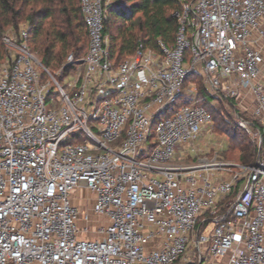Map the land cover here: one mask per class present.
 <instances>
[{"label":"built area","instance_id":"obj_1","mask_svg":"<svg viewBox=\"0 0 264 264\" xmlns=\"http://www.w3.org/2000/svg\"><path fill=\"white\" fill-rule=\"evenodd\" d=\"M106 4L81 0L88 49L57 74L32 52L26 26L4 36L0 264H195L184 258L198 219L230 195L231 219L197 235L198 264L227 254L228 264H264V154L249 166L186 149L213 122L196 84L187 87L194 74L212 95H253L263 145L264 0L184 3L174 44L140 41L117 65ZM44 73L62 105L49 101ZM81 189L90 209L73 203Z\"/></svg>","mask_w":264,"mask_h":264},{"label":"trees","instance_id":"obj_2","mask_svg":"<svg viewBox=\"0 0 264 264\" xmlns=\"http://www.w3.org/2000/svg\"><path fill=\"white\" fill-rule=\"evenodd\" d=\"M192 2L112 0L106 4L104 34L110 36V59L116 65L120 64L135 53L140 41L149 48H158L159 39L169 45L174 44L178 29L176 12L184 3ZM21 24L29 30L32 52L50 69L60 67L71 51L79 59L88 48L89 34L81 13V0H0V46L5 31L9 28L18 30ZM7 53L0 55V61L6 60ZM71 68L72 65H68L66 71ZM199 77L194 74L188 81ZM208 95L213 96L205 87L199 88V104L211 112L214 120V114L209 109L211 102L208 101ZM179 103H183V100ZM235 128L223 131L229 138L228 151L234 153L233 161L249 166L257 164L264 154V144L254 145ZM241 139L245 144L240 143ZM219 158L226 159L223 155ZM208 220L203 221L200 232L205 229Z\"/></svg>","mask_w":264,"mask_h":264},{"label":"rangeland","instance_id":"obj_3","mask_svg":"<svg viewBox=\"0 0 264 264\" xmlns=\"http://www.w3.org/2000/svg\"><path fill=\"white\" fill-rule=\"evenodd\" d=\"M194 0H189V2H192ZM112 0H107V4L111 3ZM24 24H21L20 28L24 27ZM19 28V29H20ZM12 29L14 28H9L5 31L3 38H2V43H1V51L3 55L6 54V51L8 52L5 44L4 43V36L9 34ZM109 36V35H108ZM263 43V48H264V40H262ZM109 44H110V36H109ZM88 49V48H87ZM87 49L84 51L83 55L86 53ZM0 52V55H2ZM74 53V51H71L69 54ZM9 54V53H7ZM36 54V53H35ZM264 55V53H263ZM37 56V55H36ZM38 57V56H37ZM66 60L63 62V64L60 67H57L55 69H50V71L53 74H57V72L60 70V68L65 64ZM60 83L65 85L68 82V79H64L63 77H58L57 78ZM43 81H51L52 86L50 87V92H55L52 93V95L49 96V101L54 102L57 104V106L62 105L60 100H58V88L57 85L52 81L51 77L44 73L43 75ZM191 82L196 84V87H205L206 85L204 83V79L199 77V78H194L191 79V81L187 82V87L191 85ZM208 91V90H207ZM211 93L210 91H208ZM212 94V93H211ZM215 96V99L214 97ZM210 96L208 95V101L211 102L209 105V109L212 110L214 114V120L210 126H208L202 133V135L194 142V143H189L186 149L188 148H193L195 147L201 153L207 152L211 155L217 154L218 156L223 155L226 159L224 161L226 162H233L236 163L234 160V153L228 151V143H229V138L226 134L223 133L224 129L233 127H236L235 129L239 132V134L242 137L247 138L249 141H251L254 145L259 146L260 143V137L258 136V128L260 127L259 123L253 116V110H252V104L251 105H246L243 102V99L240 97L238 98V95H227V93L222 92L220 89L219 92L216 95ZM198 102H199V97H198ZM181 103H178L176 107H178ZM243 124H246L248 127L245 128ZM256 123V124H254ZM243 139L239 140L240 143L245 144L242 142ZM263 144H264V137H263ZM178 162V161H177ZM187 164L192 163L191 159L185 161ZM77 199L79 200L80 206L84 207L86 206L87 209H90L89 202L91 200V196L87 192V190H80L76 193ZM235 196L230 195L226 198H224L215 214L212 212H205L199 219H198V224L195 229V233L193 235V244L191 245V248L189 249V252L185 256L184 260H193L195 261V264L199 263V256L197 254V249L195 247V241L197 238L198 233L202 229V224L203 221H206V219L210 220H220L222 217L223 219L229 220L231 219L230 217V204L234 200ZM105 222L103 218H98V217H93L92 218V223L97 225L99 223ZM207 222H204V224ZM206 256V254H205Z\"/></svg>","mask_w":264,"mask_h":264},{"label":"crops","instance_id":"obj_4","mask_svg":"<svg viewBox=\"0 0 264 264\" xmlns=\"http://www.w3.org/2000/svg\"><path fill=\"white\" fill-rule=\"evenodd\" d=\"M261 49H262V52L264 53V48H263V43H261ZM262 80H264V67H263V73H262V76H261ZM238 90V98L240 97L241 99H243V102L244 104L246 105H251L253 103V95L245 90L244 88H240L237 89ZM81 190H84V189H81ZM80 191V190H78ZM76 191V193L78 192ZM89 193V195L92 197V193H90L89 191H87ZM76 193L74 194V197H73V203L75 205H79V200L77 199V195ZM89 206H91V200L89 202ZM208 261H204L205 264H228L229 262V254L223 256V257H219V258H216V259H213V258H207Z\"/></svg>","mask_w":264,"mask_h":264}]
</instances>
